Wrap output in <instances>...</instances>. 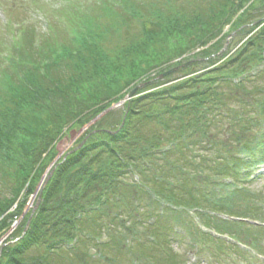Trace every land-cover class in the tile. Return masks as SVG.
Returning <instances> with one entry per match:
<instances>
[{
    "label": "trees",
    "instance_id": "1",
    "mask_svg": "<svg viewBox=\"0 0 264 264\" xmlns=\"http://www.w3.org/2000/svg\"><path fill=\"white\" fill-rule=\"evenodd\" d=\"M117 7L120 20L80 30L78 51L57 48L50 35L36 45L33 27L20 28L13 59L0 64L1 234L21 215L57 142L144 84L57 161L25 234L29 212L1 246L0 264H93L94 255L109 264H186L163 240L164 216L186 227L192 245L212 246L214 264L224 251L249 257L200 227L264 255L263 228L254 234L219 218L260 217L240 184L264 163V0Z\"/></svg>",
    "mask_w": 264,
    "mask_h": 264
},
{
    "label": "rangeland",
    "instance_id": "2",
    "mask_svg": "<svg viewBox=\"0 0 264 264\" xmlns=\"http://www.w3.org/2000/svg\"><path fill=\"white\" fill-rule=\"evenodd\" d=\"M122 1L123 0H0V51L10 52V40L12 35H14L13 33H15L13 30L20 26L19 20H25L24 22H27V26H33L35 28L33 36L34 44H42L50 35V41L53 42L57 48L69 47L70 50L78 51V47L81 43V39L78 37L81 33L80 30L83 28L90 30V26H105L111 21L120 20L118 16H121V13L118 11L119 7H117V5L120 6ZM108 6H110V8ZM113 13L117 14L116 17L112 16ZM7 17L11 18V23L9 24H6ZM44 20H46L47 23L44 22ZM65 21L69 24L67 25ZM48 23L49 28H47ZM4 55L9 56L6 54ZM2 66H5L4 63ZM0 77L2 78V76ZM74 136V133H70L66 138H63V140L57 143L56 148L58 153H64L72 147L70 145L74 142ZM242 184L254 194L249 206L253 213H257L260 216L255 217L251 214L247 218L251 221H260L264 223V176L255 178L252 181L246 180V182ZM32 199L31 197L27 200L28 203L30 202L29 206L34 200ZM176 216L179 219H186L185 215L182 213L176 212ZM188 217L193 219L192 215ZM161 221H163L168 228V232H165L166 236L163 240L165 241L166 239L171 251L177 254L186 264H190L193 261H197L198 264H214L212 255V253H214V248L212 246L204 245L199 247L192 245L184 231L186 227L177 225L169 216H164ZM150 222H152V220ZM249 227L250 228L247 226H239L238 228H240V230L249 229V231L255 234L257 230L251 226ZM242 234L243 233L240 232L238 236L240 240L244 242L245 240H243L244 237ZM2 239H4V237ZM104 239L106 240L107 238ZM257 239L258 244L261 246L259 250L264 252V238L257 237ZM2 241H0V245ZM246 242L248 244V241H245V243ZM210 255L212 257H210ZM97 257V255H94L93 261H95V263L93 264H109L106 260L99 261ZM248 257L249 258H245V260H238L232 253L224 251L223 257L218 264L220 262H224V264H264V257L260 259L261 261L256 258L253 259L254 253ZM209 258L212 259L213 262L210 261Z\"/></svg>",
    "mask_w": 264,
    "mask_h": 264
},
{
    "label": "water",
    "instance_id": "3",
    "mask_svg": "<svg viewBox=\"0 0 264 264\" xmlns=\"http://www.w3.org/2000/svg\"><path fill=\"white\" fill-rule=\"evenodd\" d=\"M175 70H176V68H175V69H171V70H169V71H167V72L161 74L158 78L161 79V78H163V77H165V76H167V75L173 73ZM135 90H136V89H134L133 91H131V92L128 94V98H130V97L134 94ZM79 147H80V146H78L77 148H79ZM46 180H47V179H46ZM46 180L43 182L42 186H44ZM39 201H40V194L38 195L37 200H36V202H35V205H34L33 209L31 210L30 217H29V219H28V221H27V223H26V227L28 226V224H29V222H30L31 215L34 213L35 209L37 208V206H38V204H39ZM26 227H25V229H26ZM24 231H25V230H24Z\"/></svg>",
    "mask_w": 264,
    "mask_h": 264
}]
</instances>
